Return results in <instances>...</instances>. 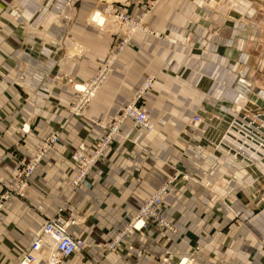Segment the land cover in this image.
<instances>
[{
	"label": "crops",
	"instance_id": "crops-1",
	"mask_svg": "<svg viewBox=\"0 0 264 264\" xmlns=\"http://www.w3.org/2000/svg\"><path fill=\"white\" fill-rule=\"evenodd\" d=\"M151 1L0 0V198L17 164L49 135L61 136L25 197H12L0 214V264H18L58 213L80 221L69 231L88 245L61 264H157L166 255L176 262L193 257L192 264H264V160L254 159L251 176L225 156L233 138L222 144L234 118L256 113L239 109L254 88L239 80L247 60L241 28L225 24L228 14L229 24L244 23V10L203 5L197 15L194 0H158L148 11ZM204 11L214 28L202 24ZM97 12L103 24L94 22ZM117 13L142 19L159 38L139 32L119 50L124 32L106 19ZM113 53L108 79L74 114V87L90 81ZM149 79L154 85L138 105L151 111L154 130L128 121L90 172L91 188L72 187L78 173L72 154L81 145L90 153ZM197 114L201 126L192 122ZM176 176L163 210L175 231L151 222L110 249Z\"/></svg>",
	"mask_w": 264,
	"mask_h": 264
},
{
	"label": "built area",
	"instance_id": "built-area-1",
	"mask_svg": "<svg viewBox=\"0 0 264 264\" xmlns=\"http://www.w3.org/2000/svg\"><path fill=\"white\" fill-rule=\"evenodd\" d=\"M124 23L127 30L123 45L130 42L137 33H149L155 37H159L158 33L149 31L148 28L143 27L141 19H135L125 14L117 17ZM52 54H45L49 58ZM111 63L104 66L90 81L82 85L74 87L75 92L79 95L72 110L74 114L80 115L88 103L93 100L108 79L111 71ZM154 85V79H149L144 88L139 93L136 100L123 107L119 114L114 118L111 125L107 128V133L104 139L92 147V151L88 153L87 147L81 145L77 151L72 154V161L78 169V173L72 181L74 188H91L89 182L90 172L96 167L99 161L105 155V152L110 148L113 140L121 132L122 127L128 122H132L134 126L141 128L147 132L154 130V123L151 119V111L145 107L138 105L139 100L145 92L151 89ZM248 114V113H246ZM220 117V116H219ZM246 115L242 119H233L230 123L223 141L230 136L232 141L226 147V158L235 165L250 173L255 171L256 163L254 159L262 161L264 159V114L256 113L251 118ZM223 118V117H220ZM194 124L201 126L204 124V119L197 114L194 117ZM61 142L59 133H53L46 137L41 146L36 150V153L29 159L20 161L17 165L16 176L12 184L8 187L6 193L0 198V214L3 212L5 206L9 203L12 197L24 198L30 186V180L38 170L41 162L52 152ZM184 180H191L196 183L198 181L192 179L188 175H182ZM239 179L237 175L232 177V180ZM178 177L169 179L138 211V213L131 219L127 227L117 235L114 242L109 246L114 249L123 239L131 233H142L151 222L155 223L162 229L175 231V228L164 216L163 210L165 201L168 197L173 195L176 191V184ZM217 184L225 187L227 183ZM208 185V184H207ZM1 218V216H0ZM79 220L74 218H65L59 213L51 219L45 221L43 226L35 234V239L30 249L24 254L19 264H61L70 257L82 253L88 247L86 242L70 234V228L79 225ZM193 257L185 258L179 262L174 261L171 256H164L157 264H192Z\"/></svg>",
	"mask_w": 264,
	"mask_h": 264
},
{
	"label": "rangeland",
	"instance_id": "rangeland-1",
	"mask_svg": "<svg viewBox=\"0 0 264 264\" xmlns=\"http://www.w3.org/2000/svg\"><path fill=\"white\" fill-rule=\"evenodd\" d=\"M156 1L158 0L151 1V3L152 4L156 3ZM192 2L193 3L191 6L194 8V11L196 10L197 15H198L199 10H202L201 7L203 5H204L203 7L211 11L215 10L213 12H218V8L221 5L223 6L222 9H226L228 13L234 11L235 9H237V11H240V12H242V9L244 10L242 12L243 14L245 13L246 20L244 23L241 22L239 26L238 24L237 25L233 23L229 24L228 22L230 21L228 18L230 17V14H228L227 20L225 22V24H227V27L241 28L242 34L240 36V39L242 40V43L245 46V52L243 54H244V57L247 58V60L246 62H244V65L242 68V75L239 77V80L247 81V82L250 81L253 85L252 87L254 88L252 92L250 93V95L247 96L246 100H243V104L242 106H239V109L244 114L251 113L252 111H254V109L256 113L261 114V115L264 114V111H263L264 110V0H236V1L235 0H194ZM244 3L247 4V6H245ZM154 5L155 4L151 5L148 11L153 10ZM190 9L192 8L190 7ZM248 12H252L251 17L247 16ZM121 14L123 13H117L113 15L112 17H107L106 19L110 22L111 25L117 26L118 29L120 27L121 31L124 32V37H126L125 35L127 34V30L124 27V23L117 18ZM95 15L93 16L96 17V19L94 18V22H96V24L97 23L103 24L105 22V19L98 12ZM201 17H203L202 24L206 28H214L210 17L206 15L205 11L202 13ZM142 23L144 27L145 24L143 20H142ZM150 30L153 31L152 29ZM114 55L115 53L112 54L111 56L112 58H110L103 64V66L100 68L98 72H100L104 68L105 65L110 64V63L112 64L115 61ZM98 72L96 74H98ZM250 170L252 169H248V171L243 169V171L246 174L249 173L252 176L253 173H250ZM255 174H258V173L255 172ZM237 181H239L238 178L234 179L233 183ZM231 183L232 182L230 180L227 182L226 185L228 184L230 185ZM42 263L44 262L42 261L39 264H42Z\"/></svg>",
	"mask_w": 264,
	"mask_h": 264
},
{
	"label": "bare ground",
	"instance_id": "bare-ground-1",
	"mask_svg": "<svg viewBox=\"0 0 264 264\" xmlns=\"http://www.w3.org/2000/svg\"><path fill=\"white\" fill-rule=\"evenodd\" d=\"M96 16V15H95ZM98 16V15H97ZM96 19V17H94Z\"/></svg>",
	"mask_w": 264,
	"mask_h": 264
}]
</instances>
